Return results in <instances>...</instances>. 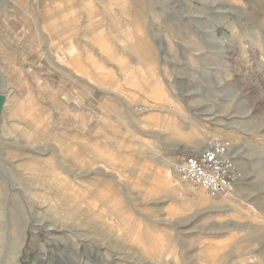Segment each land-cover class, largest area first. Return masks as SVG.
Listing matches in <instances>:
<instances>
[{
  "label": "rangeland",
  "instance_id": "374dc122",
  "mask_svg": "<svg viewBox=\"0 0 264 264\" xmlns=\"http://www.w3.org/2000/svg\"><path fill=\"white\" fill-rule=\"evenodd\" d=\"M25 1L0 0V264H264V0H140L65 48ZM214 139L228 196L177 173Z\"/></svg>",
  "mask_w": 264,
  "mask_h": 264
},
{
  "label": "crops",
  "instance_id": "0c3cea01",
  "mask_svg": "<svg viewBox=\"0 0 264 264\" xmlns=\"http://www.w3.org/2000/svg\"><path fill=\"white\" fill-rule=\"evenodd\" d=\"M137 1L135 3V0H133L132 4L126 5L124 0H31L29 7V0H26L27 5L25 7L22 5L21 7L24 8L23 11L26 14L30 13L29 10L34 11L32 13L36 15L37 25L52 27V35L47 34L45 30L37 31L36 38L39 41H59L56 43V46L65 48L69 46L70 42H74L70 36H65V30L70 31V25L76 24L81 26L76 35L78 37L81 36L78 39L93 42L100 41L98 36L100 37L101 33H106V31L97 29L96 26H129L134 24L136 19L140 23V0ZM32 5L34 9L31 8ZM126 10L128 11L127 14ZM56 26L60 27L59 31ZM92 27H96V30L94 31V28L91 29ZM119 30V28H116L112 31H107V33L116 35V33H119ZM56 31H58L57 33L61 32L59 34L61 37L55 36ZM59 39L62 40L60 41ZM109 39L113 38L110 36ZM60 42H66V44ZM77 48L79 47L74 48L76 55L79 53H77ZM69 55L72 56V53L70 52ZM91 87L94 88V86Z\"/></svg>",
  "mask_w": 264,
  "mask_h": 264
},
{
  "label": "built area",
  "instance_id": "2783aa9c",
  "mask_svg": "<svg viewBox=\"0 0 264 264\" xmlns=\"http://www.w3.org/2000/svg\"><path fill=\"white\" fill-rule=\"evenodd\" d=\"M228 140L214 139L177 165L179 179L211 197L228 196L240 173Z\"/></svg>",
  "mask_w": 264,
  "mask_h": 264
},
{
  "label": "bare ground",
  "instance_id": "6f19581e",
  "mask_svg": "<svg viewBox=\"0 0 264 264\" xmlns=\"http://www.w3.org/2000/svg\"><path fill=\"white\" fill-rule=\"evenodd\" d=\"M73 53H75V52H73ZM2 100H1V98H0V111H1V109H2V107H3V104H2V102H1ZM0 220H3V214H2V210H0ZM0 226H2V224L0 223ZM19 253V252H18Z\"/></svg>",
  "mask_w": 264,
  "mask_h": 264
}]
</instances>
